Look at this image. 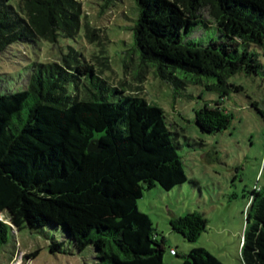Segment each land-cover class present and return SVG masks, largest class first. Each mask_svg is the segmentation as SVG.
<instances>
[{"label": "trees", "instance_id": "trees-1", "mask_svg": "<svg viewBox=\"0 0 264 264\" xmlns=\"http://www.w3.org/2000/svg\"><path fill=\"white\" fill-rule=\"evenodd\" d=\"M136 5V76L142 82L151 69L176 95L188 85L218 93L219 101L196 111V123L207 134L228 130L233 115L222 101L231 88L244 91L231 79L264 73L259 59L264 0H136ZM85 21L77 0H0V54L16 44L77 38L83 29L90 40ZM207 30L216 37L206 45L197 42ZM107 52L87 55L70 48L62 62H35L24 90L0 95V214L7 218L0 220V249L10 243L14 227L50 226L65 236L51 240L53 253H63L69 241L79 252L93 247L92 264H168L167 240H159L138 201L145 190L171 191L188 181L180 134L163 108L111 82L94 61H109L101 56ZM252 106L264 119L258 103ZM170 224L193 243L206 232L208 219L190 212ZM241 257L243 264H264V186L251 193ZM183 264L224 263L195 248Z\"/></svg>", "mask_w": 264, "mask_h": 264}, {"label": "rangeland", "instance_id": "rangeland-1", "mask_svg": "<svg viewBox=\"0 0 264 264\" xmlns=\"http://www.w3.org/2000/svg\"><path fill=\"white\" fill-rule=\"evenodd\" d=\"M77 1L83 5L90 40L84 37L83 29L79 37H61L57 43L13 45L0 54V95L24 90L29 67L35 62H62L70 48L87 55L95 50H107L108 55L101 56L109 57V61H94L111 77V82L116 86L122 83L128 93H141L149 103L163 108L180 134L179 154L188 181L171 191L160 186L145 190L138 201L139 209L152 219L159 240L163 237L167 240L164 261L183 264L193 249L204 248L224 264H243L241 246L251 193L264 186V119L252 106V102H257L264 110V73L233 77L230 83L243 86L244 91L231 88L222 101L233 115L231 127L220 133H203L196 123V111L206 103L219 101L218 93L209 92L204 86L188 85L176 95L174 86L155 78L151 69L145 71L142 82L136 76L140 72L139 58L132 47L136 0ZM214 37L215 32L207 30L195 40L206 45ZM259 59L264 66V53ZM190 212H200L208 219L206 232L193 243L175 232L170 224L174 217ZM0 220L7 218L0 214ZM63 237L61 231L50 226L21 230L14 227L10 243L0 249V264H10V258H15L12 264L95 261L93 247L79 252L69 241L63 253L51 252V240L63 241ZM172 249L177 255H172ZM36 252L38 256L28 257Z\"/></svg>", "mask_w": 264, "mask_h": 264}, {"label": "built area", "instance_id": "built-area-1", "mask_svg": "<svg viewBox=\"0 0 264 264\" xmlns=\"http://www.w3.org/2000/svg\"><path fill=\"white\" fill-rule=\"evenodd\" d=\"M172 254H175V251L174 250L172 251Z\"/></svg>", "mask_w": 264, "mask_h": 264}]
</instances>
